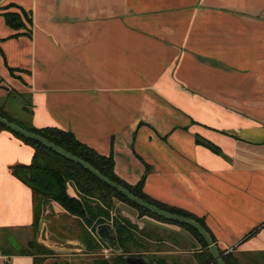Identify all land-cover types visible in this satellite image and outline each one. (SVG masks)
Here are the masks:
<instances>
[{
    "label": "crops",
    "instance_id": "obj_1",
    "mask_svg": "<svg viewBox=\"0 0 264 264\" xmlns=\"http://www.w3.org/2000/svg\"><path fill=\"white\" fill-rule=\"evenodd\" d=\"M19 106L34 128L113 155L128 185L149 170L144 193L203 220L220 250L264 253V0H0V107ZM33 155L0 129V264H35L4 254L34 223L12 173ZM131 218L191 243L178 225Z\"/></svg>",
    "mask_w": 264,
    "mask_h": 264
},
{
    "label": "trees",
    "instance_id": "obj_2",
    "mask_svg": "<svg viewBox=\"0 0 264 264\" xmlns=\"http://www.w3.org/2000/svg\"><path fill=\"white\" fill-rule=\"evenodd\" d=\"M24 14L25 13L23 11V15ZM4 18L7 25L14 30H21L25 27L23 18L19 13H5ZM27 18L24 17L26 22L31 23V20ZM13 72L14 71L11 70L12 74H14ZM0 116L30 132L40 135L47 141L86 161L104 176L128 189L132 194L136 195L145 202L157 206L162 210L191 218L200 223L209 232L203 220L184 211L169 209L157 201L151 199L144 193L143 189L146 182V175L148 174L149 170H147L137 185H128L116 175L113 155H110L109 157L100 155L94 149L80 142L72 132L63 131L57 128L38 130L33 127L31 122L23 124L12 119L1 107ZM32 116L33 113L30 111V118H32ZM0 129L11 132L15 137L19 138L34 149V155L29 165H18L12 168L13 175L32 190L34 203V223L32 225V229L34 231H38L40 229L41 213L43 211L48 212L49 209L52 208L51 205L56 203L64 210V216L71 217L78 221L79 225L82 227V244L85 246V249L88 251V253L94 255V253H97L101 248H103V246L104 248H107V245H103L104 243L98 237V227H104L105 225H108L110 222H112L113 231L117 236L119 247L122 250V253L113 259V264H126L123 261V257L125 255L143 256L141 251H132L133 248L131 247L130 242L133 240L135 242L137 237L150 238L155 236L154 234H151L150 229L149 232L146 230V228L139 229L129 218L122 217L119 214L113 215V211L115 209V199H118L140 211V217L147 215L162 222L178 225L191 232L203 245L202 251L197 253V255L195 254L194 256L197 264H217L213 256L210 254L208 246L203 237L192 227L169 221L150 213L146 209L139 207L125 196L121 195L116 190L100 181L79 164L65 159L38 141L26 138L1 124ZM196 143L208 148L215 154L224 156L222 150L209 141H206L200 137H196ZM70 188H73V190L76 192V196H71L69 194L68 190ZM256 233L257 229L254 230L250 236ZM212 238L214 240L213 236ZM134 245L136 248L137 245H139L141 249L146 250V248H142L140 242H135ZM220 253L226 264H249L251 262L249 261V263H244L243 258L249 257L245 256L244 253H241L240 258L235 256L233 253H226V251L220 250ZM4 254H6V256H31L34 258L35 264H41L38 256L50 255L52 254V251L37 241H30L27 244L26 250H6L4 251ZM151 255L152 257L149 260V264H166L164 259L158 258L154 254ZM260 256L264 258V253H261ZM93 264L112 263L106 259L95 258Z\"/></svg>",
    "mask_w": 264,
    "mask_h": 264
},
{
    "label": "rangeland",
    "instance_id": "obj_3",
    "mask_svg": "<svg viewBox=\"0 0 264 264\" xmlns=\"http://www.w3.org/2000/svg\"><path fill=\"white\" fill-rule=\"evenodd\" d=\"M19 108L20 106L16 109L12 108L11 111L6 110V113L12 119L23 124H27V115L22 116ZM51 207L52 208L49 209L48 212L43 211L41 213V223L38 231L30 229L24 240L17 241L14 239L12 241L15 244L14 246L16 251L26 250V244L28 242L37 241L52 251V254L50 255L38 256L41 264H93L95 258L106 259L111 261L112 264L114 263L113 259L119 255L118 253L112 251L109 246L107 248H104L103 246V248H101L97 253H94V255L88 253L81 241L82 227L79 225L78 221L71 217L64 216V213L58 210L54 204H52ZM113 212V215L119 214L122 217L129 218L132 223L134 221L131 218L132 215H141V212L135 207L118 199H115V209ZM133 224L139 229H142L136 223ZM144 228H146L149 232L150 228H147V226H144L143 229ZM150 231L151 233L153 232L152 229ZM183 231L191 242L188 245L181 242L179 240L180 237L174 233L170 234L169 232L157 231L154 235L155 237H137L135 242H140L142 248H146V250L141 249L139 245H137L136 248L134 240L130 242L131 247L133 248L132 251H141L143 253V257H145L148 261L152 257L151 254H154L158 258L164 259L166 264H197L194 256L202 251L203 245L191 232L186 230ZM16 237L17 236L14 238ZM150 240H158L163 243L155 245L154 242H150ZM182 247H185V249H182ZM238 252L239 251L234 249V251L226 253H233L235 256L240 258L241 252ZM244 254L245 256H249L248 258H243L244 263H249V261H251L249 264H264V258L260 256L261 252Z\"/></svg>",
    "mask_w": 264,
    "mask_h": 264
},
{
    "label": "water",
    "instance_id": "obj_4",
    "mask_svg": "<svg viewBox=\"0 0 264 264\" xmlns=\"http://www.w3.org/2000/svg\"><path fill=\"white\" fill-rule=\"evenodd\" d=\"M0 124L11 129L12 131H14L16 133L21 134L22 136H24L26 138L38 141L39 143H41L45 147H48L51 150L55 151L56 153H58L59 155H61L65 159L70 160L76 164H79L84 169L89 171L92 175H94L96 178H98L100 181H102L103 183H105L106 185L111 187L112 189L116 190L118 193L125 196L127 199H129L131 202L135 203L139 207L146 209L150 213L155 214V215H157L161 218H164L166 220L177 222V223L192 227L205 240V242L208 246L209 252L213 256L215 262L217 264H226V262L224 261L222 255L220 253L219 247L214 242L210 233L197 221H195L191 218L185 217V216H181V215H178L175 213H171L169 211L162 210V209L158 208L157 206H154L152 204L145 202L144 200L140 199L136 195L132 194L128 189L124 188L123 186L117 184L116 182H114V181L110 180L109 178H107L106 176H104L102 173H100L97 169H95L93 166H91L86 161H84V160L80 159L79 157L67 152L66 150L56 146L55 144L47 141L45 138L41 137L40 135H37L33 132H30V131L20 127L19 125L9 121L8 119H6L2 116H0ZM102 230H105L107 235H109L112 232H110V230L107 229L106 227H98V229H97L98 236L104 243H106L107 240L101 236ZM113 239H114V241H116L117 240L116 236H114ZM111 249L118 254L122 253V250L118 246L117 242H114V245H113V247H111ZM123 261L126 264H149V261L143 256L125 255L123 257Z\"/></svg>",
    "mask_w": 264,
    "mask_h": 264
},
{
    "label": "flooded vegetation",
    "instance_id": "obj_5",
    "mask_svg": "<svg viewBox=\"0 0 264 264\" xmlns=\"http://www.w3.org/2000/svg\"><path fill=\"white\" fill-rule=\"evenodd\" d=\"M104 227H106L107 229H109L110 232H112V233H110L109 235H107V234H106V231H105V230H102V231H101V236L104 237V239H106L107 242L104 243L102 240H101V241H102L104 244H106L107 247H108V246H109V247H113L114 242H117V243H118V241H117V240L114 241V239H113V237L116 236V234H115L114 231H113V228H112V222H110V224H108V225H105ZM98 237H99V236H98ZM116 238H117V236H116ZM118 246H119V244H118ZM105 248H106V247H105ZM111 250H112V249H111ZM112 251H113V250H112Z\"/></svg>",
    "mask_w": 264,
    "mask_h": 264
}]
</instances>
